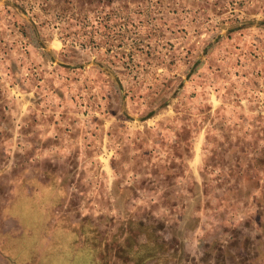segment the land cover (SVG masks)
<instances>
[{"label":"rangeland","instance_id":"rangeland-1","mask_svg":"<svg viewBox=\"0 0 264 264\" xmlns=\"http://www.w3.org/2000/svg\"><path fill=\"white\" fill-rule=\"evenodd\" d=\"M0 264H264V0H0Z\"/></svg>","mask_w":264,"mask_h":264},{"label":"crops","instance_id":"crops-1","mask_svg":"<svg viewBox=\"0 0 264 264\" xmlns=\"http://www.w3.org/2000/svg\"><path fill=\"white\" fill-rule=\"evenodd\" d=\"M218 86L217 83L214 84V87ZM212 90L213 92L210 93V95H214L212 93H216V95H219L220 94V91L218 90V88H213L212 87ZM194 147H195V144H194ZM196 147H198V145H196ZM197 157V156H196ZM195 162H199V159L197 158Z\"/></svg>","mask_w":264,"mask_h":264}]
</instances>
